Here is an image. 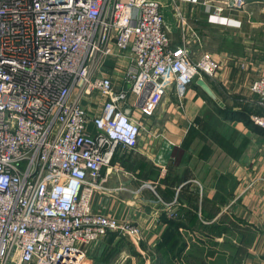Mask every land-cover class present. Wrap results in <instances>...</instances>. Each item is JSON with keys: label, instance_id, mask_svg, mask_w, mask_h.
I'll use <instances>...</instances> for the list:
<instances>
[{"label": "built area", "instance_id": "1", "mask_svg": "<svg viewBox=\"0 0 264 264\" xmlns=\"http://www.w3.org/2000/svg\"><path fill=\"white\" fill-rule=\"evenodd\" d=\"M248 3L264 10V0H0V264H88L90 247L109 232L140 242L138 225L91 206L95 192H110L102 168L146 131L124 104L132 96L151 115L169 91L182 99L197 79L215 78L221 63L194 49L201 38L192 12L202 8L223 24L225 11ZM114 49L132 57L129 89L101 73ZM249 91L264 108V76ZM88 104L99 108L90 114ZM250 119L264 130V115ZM142 187L177 216L176 200L162 201L149 182Z\"/></svg>", "mask_w": 264, "mask_h": 264}, {"label": "crops", "instance_id": "2", "mask_svg": "<svg viewBox=\"0 0 264 264\" xmlns=\"http://www.w3.org/2000/svg\"><path fill=\"white\" fill-rule=\"evenodd\" d=\"M192 16L191 21L197 24L208 21L202 8H195ZM245 18L248 21L249 17ZM243 26L240 34H245ZM200 29L204 50L197 51L208 52L207 36ZM260 30L257 32H264ZM247 38L232 40L237 63L219 55L222 49L210 52L221 63L215 78L205 77L214 96L194 82L182 99L169 91L151 115L140 114L134 97L125 102L124 107L146 131H141L135 149L117 150L111 163L102 168L101 176L110 192H95L91 206L95 212L138 225L141 244L155 245L167 227L161 219L167 211L143 183L153 184L162 201L176 200L170 208L176 212L181 206L197 203V181L202 187V218L209 221L207 225L227 227L228 231L215 232V227L209 226L179 228L191 242L190 250L200 242L209 250L207 244H211L213 255L206 256L205 264H264V182L255 180L264 178V130L234 112L239 110L241 99L251 98L250 103H254L257 96L249 91V84L264 76V43L253 42L251 35ZM247 56L251 57L250 65H238ZM132 62L130 55H119L114 49L101 73L111 78L115 89H129L124 73ZM88 106L90 114L99 108ZM101 250L102 241L90 249L88 264L97 262Z\"/></svg>", "mask_w": 264, "mask_h": 264}, {"label": "rangeland", "instance_id": "3", "mask_svg": "<svg viewBox=\"0 0 264 264\" xmlns=\"http://www.w3.org/2000/svg\"><path fill=\"white\" fill-rule=\"evenodd\" d=\"M261 8H262L261 4H258L257 6L256 4L248 3L244 9L245 12L244 11H225L224 15L227 16L229 20H225V23L223 24H216V23H212L209 21L204 23L203 25L195 24V25H199V27L201 28L200 30H203V33L207 36L205 37V40L207 41V43L205 44V49L209 53L210 52L215 53L216 51L214 49L216 50L222 49L224 51L223 53L230 52L229 54H233L234 53L233 51H235V46H233V42L231 40L238 41L237 38L240 40L241 38H243L244 40L247 37H248L247 39H249L250 35L251 37H253L252 38L253 42H258L259 44L264 43V32L262 31L264 29V10H262ZM227 12H229V14ZM206 14L208 18L209 13H206ZM165 15H166L165 22H166L167 32L170 38L174 42H176V39L178 38V31H177L176 23L174 19L171 17V14L169 12H166ZM247 16L249 17L248 21H247V18H245ZM190 19L192 20L194 19V17H191ZM246 21L248 23H246ZM243 23H244L243 31H245V34L244 33L240 34L239 29ZM251 26L253 27L251 28ZM257 29H261L260 31H262V33H258ZM208 41L210 42L208 43ZM201 45L200 44L194 45V49L204 50L203 41H201ZM245 48H247V46ZM237 54L239 55L240 53L237 52ZM241 100H242L241 104L239 105L240 107L245 105L246 103L250 104V102H252L253 99L244 98ZM104 238L102 240H104ZM124 238L126 239L125 244L127 246L131 245L133 249L131 247L130 248L128 247V250L124 249L118 255H115V256L111 255V257L108 256V259L109 260L111 259V262L108 264H147V262L149 264H160V259L159 257H157V253L155 252V249H153L154 246L152 245L147 246V245L141 244V242L139 241L133 242L129 238H126V237ZM100 241H98L95 244L97 245ZM140 241H142V239ZM207 245L209 246V250H206L205 248H203L202 245H197V244H194L193 249H196L195 252H197V250L203 249L206 256L213 255V252L210 249V246L212 245L211 244H207ZM92 247H90V249ZM130 251H133V252H130ZM206 256H201L200 254H196L190 257L189 259L190 261H188V259L185 258L186 256L185 257L182 256L183 259H181V261H179L177 264H205L208 262V260L206 259Z\"/></svg>", "mask_w": 264, "mask_h": 264}, {"label": "trees", "instance_id": "4", "mask_svg": "<svg viewBox=\"0 0 264 264\" xmlns=\"http://www.w3.org/2000/svg\"><path fill=\"white\" fill-rule=\"evenodd\" d=\"M256 100L257 98L254 100L253 104L246 103L245 105L239 107V110H234V112L237 113L239 116H242L245 120L248 119V121L252 124L250 119V116L252 114L264 115V108L258 105ZM201 203H202V199L200 202L198 199L197 203H194L191 206L189 205L188 208H186L185 206L179 207V209L176 210L178 214L176 218H169L165 215V213H162L161 219L167 223V227L161 234L160 239L156 242L155 245H153L154 246L153 249H155V252L157 253V257H159L160 259V264H177L179 261H181V259H183L182 256L184 257L186 256L185 258L188 259V261H190L189 260L190 257L196 254H200L201 256H206L203 249L197 250V252H195L196 249L190 250L191 242L187 240V237L184 235L185 233L182 234V232L179 231V228H182L183 230L188 228L190 230L191 227L200 228V227L209 226L206 223H203L199 218L198 211H200L201 218L204 217V212H205L204 205ZM183 210H185V214ZM210 227H215L214 228L215 232H217V230L219 232L228 231L227 227H224L223 229L222 227H217L216 225L213 224L210 225L209 228ZM125 240L126 239L124 237L119 236L118 233L116 232L107 233L104 240H102V250L100 253V258L96 257L97 260L96 259L95 260L97 262H95V264H108L111 262V259L109 260L108 256L111 257V255L113 256L118 255L120 254V252H122V250L124 249L128 250V247L129 248L131 247L133 249L131 245L127 246L125 244ZM202 243L203 242H200L199 245H203ZM187 247L189 250L187 249Z\"/></svg>", "mask_w": 264, "mask_h": 264}, {"label": "water", "instance_id": "5", "mask_svg": "<svg viewBox=\"0 0 264 264\" xmlns=\"http://www.w3.org/2000/svg\"><path fill=\"white\" fill-rule=\"evenodd\" d=\"M195 83L200 86L207 94H209L210 96H214L211 89L209 88V86L207 85V83L205 82V80L203 79H197L195 81Z\"/></svg>", "mask_w": 264, "mask_h": 264}]
</instances>
